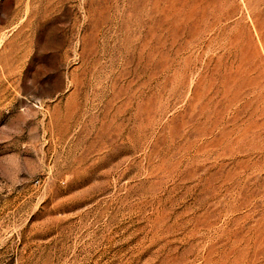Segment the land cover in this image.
I'll return each instance as SVG.
<instances>
[{"label": "rangeland", "instance_id": "374dc122", "mask_svg": "<svg viewBox=\"0 0 264 264\" xmlns=\"http://www.w3.org/2000/svg\"><path fill=\"white\" fill-rule=\"evenodd\" d=\"M0 264H264V0H0Z\"/></svg>", "mask_w": 264, "mask_h": 264}]
</instances>
